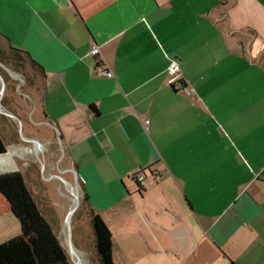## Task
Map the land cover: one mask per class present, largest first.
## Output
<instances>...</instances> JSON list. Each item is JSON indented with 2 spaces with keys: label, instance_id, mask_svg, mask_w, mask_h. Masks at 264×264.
Wrapping results in <instances>:
<instances>
[{
  "label": "crops",
  "instance_id": "crops-1",
  "mask_svg": "<svg viewBox=\"0 0 264 264\" xmlns=\"http://www.w3.org/2000/svg\"><path fill=\"white\" fill-rule=\"evenodd\" d=\"M0 39L43 70L29 104L0 78V174L33 195L21 162L60 154L114 264H264V0H0ZM173 60L193 99L171 88ZM21 237L0 194V264Z\"/></svg>",
  "mask_w": 264,
  "mask_h": 264
},
{
  "label": "rangeland",
  "instance_id": "rangeland-1",
  "mask_svg": "<svg viewBox=\"0 0 264 264\" xmlns=\"http://www.w3.org/2000/svg\"><path fill=\"white\" fill-rule=\"evenodd\" d=\"M5 50L6 47L0 39V76L3 80V74L8 77L6 69L11 71L16 78L14 86L12 85L13 90H16L14 88L18 86L20 95L17 94V96L23 104H29V99L22 96L32 97L31 92H28L31 79L36 88H41V75L24 58L22 67H16L15 64H11V60L8 57L14 58L16 61H18V57L10 56L9 50ZM24 130L26 133L27 128H24ZM59 155L39 154L38 157L32 154L30 155L31 157H27L28 159H24L21 165L24 164V169L28 171L26 174L28 186L41 213L50 223L55 235L67 251L71 263L99 264L93 245L91 213L89 207H86L82 202L81 184L71 170L64 173L62 170H52L51 168V165L56 163ZM51 174L55 175L51 178ZM77 202L78 208L73 214H70L76 207ZM72 248L77 249V251H85L87 256L83 253L79 255L80 251H76V254H73Z\"/></svg>",
  "mask_w": 264,
  "mask_h": 264
},
{
  "label": "trees",
  "instance_id": "trees-1",
  "mask_svg": "<svg viewBox=\"0 0 264 264\" xmlns=\"http://www.w3.org/2000/svg\"><path fill=\"white\" fill-rule=\"evenodd\" d=\"M8 50L10 56L18 57V61L8 57L11 64L22 67L24 58L38 70L40 75L43 74L42 68L28 54L13 48ZM3 78L6 81L4 76ZM6 151V145L0 136V156L4 155ZM141 173H146V170ZM0 194L5 197L13 215L20 222L23 244L18 248L25 247L26 249V253L23 248L21 249L20 260L12 264H72L52 226L41 213L21 173L0 174ZM82 202L86 207H89L86 197ZM90 213L98 262L99 264H114L112 233L99 215L94 214L92 210Z\"/></svg>",
  "mask_w": 264,
  "mask_h": 264
},
{
  "label": "built area",
  "instance_id": "built-area-1",
  "mask_svg": "<svg viewBox=\"0 0 264 264\" xmlns=\"http://www.w3.org/2000/svg\"><path fill=\"white\" fill-rule=\"evenodd\" d=\"M91 55L94 56L95 58H100L101 57V49L99 47H95L92 50ZM95 73L98 76L106 77L108 79L113 78V74L109 70H107V68L103 64H99L95 68ZM168 73H169V76L171 77V80L169 82L171 88L173 90H175L176 92H182L187 97L193 99L195 96V93H196L195 88L184 81L180 65L177 61L173 60L171 62L170 66L168 68ZM257 178L264 179V169L257 175ZM135 179L140 184H143L144 182L147 181L146 174L141 173V172L139 174H137ZM155 183H156L155 180H153V181L149 182L148 185L153 186Z\"/></svg>",
  "mask_w": 264,
  "mask_h": 264
},
{
  "label": "water",
  "instance_id": "water-1",
  "mask_svg": "<svg viewBox=\"0 0 264 264\" xmlns=\"http://www.w3.org/2000/svg\"><path fill=\"white\" fill-rule=\"evenodd\" d=\"M0 78H1V76H0ZM77 208H78V203H77L76 207L70 212V214H73L76 211Z\"/></svg>",
  "mask_w": 264,
  "mask_h": 264
},
{
  "label": "bare ground",
  "instance_id": "bare-ground-1",
  "mask_svg": "<svg viewBox=\"0 0 264 264\" xmlns=\"http://www.w3.org/2000/svg\"><path fill=\"white\" fill-rule=\"evenodd\" d=\"M78 195V194H77ZM80 195V194H79ZM76 197V196H75ZM77 199V198H76ZM78 203V202H77ZM72 252H73V254H76V250L74 251V249L72 248ZM79 252V251H78ZM71 254V253H70ZM79 255H80V253H79ZM80 258V257H79ZM81 261V260H80Z\"/></svg>",
  "mask_w": 264,
  "mask_h": 264
}]
</instances>
